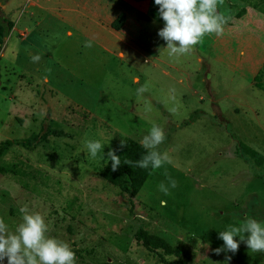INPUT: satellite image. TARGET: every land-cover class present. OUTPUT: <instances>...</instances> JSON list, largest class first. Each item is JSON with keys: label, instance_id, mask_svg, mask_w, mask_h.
<instances>
[{"label": "rangeland", "instance_id": "obj_1", "mask_svg": "<svg viewBox=\"0 0 264 264\" xmlns=\"http://www.w3.org/2000/svg\"><path fill=\"white\" fill-rule=\"evenodd\" d=\"M1 4L15 31L0 44V143L38 133L44 118L63 133L0 158V220L10 231L26 205L76 264H221L225 255L264 263L243 242L235 254L212 251L226 226L264 220V169L234 154L241 142L264 158V0H218L222 34L174 58L157 36L153 0ZM121 13L126 22L114 31ZM152 123L164 131L156 150L166 159L130 196L98 172L122 139L141 145ZM85 138L100 140L104 159L81 152ZM168 177L177 186L165 195ZM140 230L180 255L147 251Z\"/></svg>", "mask_w": 264, "mask_h": 264}, {"label": "clouds", "instance_id": "obj_2", "mask_svg": "<svg viewBox=\"0 0 264 264\" xmlns=\"http://www.w3.org/2000/svg\"><path fill=\"white\" fill-rule=\"evenodd\" d=\"M218 0H153L157 7V16L163 26L157 31V36L165 42L164 49L170 58L189 52L192 46L200 43L208 34L220 36L223 32L225 17L217 11ZM91 41L85 42V47H91ZM38 61V55L31 58ZM146 87L137 90L142 93ZM165 140L161 126L152 123L146 135L141 140V146L146 150L145 155L136 161V166L142 169L155 170L162 166L166 159L156 149ZM105 146L98 139L85 138L82 141L81 152L95 159ZM123 147V145H122ZM107 161L111 163L112 171L120 166V156L113 151L107 152ZM167 186L161 182L159 191L168 195L170 188H176L175 179L168 177ZM166 204L165 200L160 201ZM21 221L14 231L0 220V264H76L75 252L71 246L55 237L48 235V225L38 212H32L25 205L20 208ZM246 234V235H245ZM217 238L223 242L221 247L212 251L219 255L221 252L232 253L243 242L254 253L264 254V220L246 216L239 225H228L218 231ZM207 247V245H205ZM231 256L225 255L221 264H230Z\"/></svg>", "mask_w": 264, "mask_h": 264}, {"label": "trees", "instance_id": "obj_3", "mask_svg": "<svg viewBox=\"0 0 264 264\" xmlns=\"http://www.w3.org/2000/svg\"><path fill=\"white\" fill-rule=\"evenodd\" d=\"M130 3H138L147 0H126ZM3 5V4H1ZM140 19H146L143 15H140ZM126 22V16L124 13L119 14L110 24L111 29L114 31H120ZM13 22L4 17L0 8V44L9 36L13 29ZM55 123L49 119L44 118L42 121L41 130L32 134L24 139L6 140L0 143V158L4 152L12 146H20L25 150H33L41 142H47L49 137H61L63 133L53 127ZM123 145V147H122ZM114 154L120 156V166L116 171H112L110 161L101 168L98 172V176L106 183L118 187L121 192L130 196H135L143 187L147 178L152 173L151 167L142 169L136 166V161L140 160L145 155L146 150L139 145L136 141L130 138L122 139L114 148ZM234 154L243 159L245 162H251L254 166L264 169V158L255 150L247 147L241 142L236 143ZM3 169L0 167V172ZM139 238L141 246L149 252L158 250V252L164 256L178 257L180 251L176 248H172L164 239L158 236L149 235L139 231ZM158 253V254H159ZM176 264H186L183 261H177ZM264 264V263H263Z\"/></svg>", "mask_w": 264, "mask_h": 264}, {"label": "crops", "instance_id": "obj_4", "mask_svg": "<svg viewBox=\"0 0 264 264\" xmlns=\"http://www.w3.org/2000/svg\"><path fill=\"white\" fill-rule=\"evenodd\" d=\"M5 8V4L1 6V9H4ZM12 32L15 31V26L13 27V29L11 30ZM21 34L18 33V36H20ZM2 56V55H1ZM0 56V57H1ZM2 58V57H1Z\"/></svg>", "mask_w": 264, "mask_h": 264}]
</instances>
